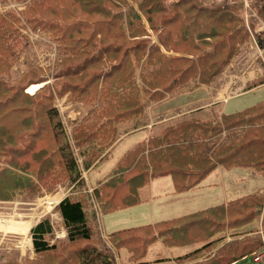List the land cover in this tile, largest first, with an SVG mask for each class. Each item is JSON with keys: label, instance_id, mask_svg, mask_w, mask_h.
<instances>
[{"label": "trees", "instance_id": "trees-1", "mask_svg": "<svg viewBox=\"0 0 264 264\" xmlns=\"http://www.w3.org/2000/svg\"><path fill=\"white\" fill-rule=\"evenodd\" d=\"M12 1L26 3L20 11L0 12V202L32 196L64 179L75 190L55 206L66 232L61 246L49 243L50 222L40 218L30 230L35 259L0 264H116L121 248L130 264H141L156 240L165 247L196 245L177 256L176 264H232L264 249L260 237L237 238L238 229L260 215L264 231V195L259 193L122 228L106 239L94 211V203L101 213L139 204L142 189L154 177L169 176L176 193L198 186L216 167L249 168L264 179V97L216 120L176 118L127 149L91 194L83 190L86 196L70 143L50 107L54 94L66 92L88 104L85 116L71 127L74 144L88 145L82 162L87 170L106 156L118 124L140 117L147 103L177 88L210 84L250 30L264 58V0H246L259 21H250L248 28L241 0ZM258 23L262 29H256ZM22 27L49 32L60 54L51 84L33 93L24 89L45 81L40 69L6 78ZM251 82L248 88L264 89V76ZM87 196L93 201L86 202ZM225 229H235L229 235L234 239L220 235Z\"/></svg>", "mask_w": 264, "mask_h": 264}, {"label": "rangeland", "instance_id": "rangeland-1", "mask_svg": "<svg viewBox=\"0 0 264 264\" xmlns=\"http://www.w3.org/2000/svg\"><path fill=\"white\" fill-rule=\"evenodd\" d=\"M25 3L26 1L15 2L12 0H0V12H4L9 9H16L17 11H20L24 9ZM241 3V16L243 24L248 28L250 21L254 22L256 18H254V15L247 18V15H251L253 12L250 10L247 1L246 5L244 4V0H241ZM133 5L136 6V4ZM16 14L19 15V13ZM254 30L256 31V29ZM50 35L51 34L49 32L40 31L38 29L32 31L29 28L22 27L19 30L18 39L20 40L21 44L17 49L16 61L12 64L10 73L6 77L7 80L12 81L14 79L20 78L27 69L33 68L40 69L42 71L45 81L39 84L28 85L24 89L25 91L33 93L39 88V86H42L45 83L51 84L53 66L56 61H59L60 54L57 51L54 42L50 39ZM253 37V32L250 30L249 39L238 44L236 52L229 61L233 63L234 59L243 57L244 60L246 55H254L253 60L249 62L248 67L244 61L239 64L238 67L244 73L250 70V65L252 64H254L252 65V68H255V66L256 68H259L260 64L263 68L262 62L264 61V58L262 51L257 44V46H255ZM152 38H155V34L152 35ZM227 66L223 69V71L228 69ZM251 83V81L245 82L246 85L243 87L248 88ZM35 86L36 88L34 90L29 91L31 87ZM210 97L211 92L208 86L196 84L188 88L174 89L170 93L166 94L165 98H162L159 101H150L144 107L140 117L118 124V132L116 134L115 140L117 141L124 130H132L135 128L136 130L128 132L123 138L117 141L112 148L108 150L106 156L99 163L88 168L87 170H84L82 167V162L83 158L86 156L85 151L88 150V145L84 144V142H82L80 145L74 144L73 140L71 139V127L74 126V123L79 121L80 116H85L87 110H89L87 106L88 104H85L80 98H71L70 93L66 92L60 95L54 94L52 100H50V107L56 111V115L60 122V127L66 140L70 143L69 149L72 151L71 153L74 157L77 170L80 173L78 180L82 179L84 181L79 185L83 191L84 189L87 190L89 188L88 184L94 186L97 181L103 180L111 171L116 160L126 149H129L144 137L157 133L166 124L175 120L176 118L183 115H191L200 120H216L221 113H231L236 110H241L260 101L264 97V90L263 87L242 90L241 92L230 95L224 101H221L216 105L201 106L202 108L196 107L197 109L194 108V110L190 111L186 110L191 107L199 106L201 103H205V101ZM143 101H145V97ZM96 105V102L91 104L92 107ZM150 105L154 106L150 109L152 112L151 114L153 115L160 112L167 113L165 117L161 118L163 123L161 122L157 124L152 130L150 129V124L154 122V118L148 120L149 118L147 112ZM222 137H225L224 133H222ZM236 169L237 171H244L245 173H235L232 172L236 171L235 169L231 170L224 169L222 167H216L212 172H210L212 174L204 177L198 189L199 191L204 190L208 194H204L205 200H201L196 203L198 205L193 207V209L191 208L190 211L196 210L195 208L201 209L205 208L206 206L218 204L219 202L231 200L232 198H236L246 193L256 192V188H264V179L261 174L256 173L249 168L236 167ZM216 173H226L227 176L225 177L223 184L221 182L219 183ZM167 177L168 176L154 177L151 179L152 184L161 182L160 184L165 189H167L168 193V190L170 189V182ZM63 181L64 182L54 186L40 188L32 196L19 194L9 202H0V262L10 259L19 262L24 259H35L30 230L40 218H48L50 222L52 231L48 238L49 243H58L57 245L61 246L65 242L66 232L59 239L54 237L55 233L65 230L61 223L59 212L55 211V206L63 197L70 193H74L75 188L74 184H71L69 180L64 179ZM164 181L166 185L164 184ZM76 183L77 182H75V185ZM224 187H226V189L223 193L221 189ZM147 188L148 186L142 189L141 196L143 200L140 203L141 205H137L138 208H141L143 219L138 216H136L134 219H129L128 211L130 210L127 209L101 213V232L103 233L102 237L104 239H106V236L112 230L127 228L149 222L151 220L150 211L152 208L155 209L154 211L157 218L156 220L172 218L182 213L189 212V210L187 211L186 209L183 211L178 209V206H176V202L179 199L176 197L178 196H172L169 193L167 196L164 194V200L158 196L157 194H160L159 187H154L153 192L156 194H154L151 198L150 196L147 198L149 193ZM195 191L196 190H194L193 193H198ZM259 194L264 195V191ZM83 195L86 196L87 194L83 191ZM87 201H93V199L89 200V196H87L86 202ZM164 213H166V215H164ZM145 214L148 217L147 219H145ZM159 214H162V217H160ZM261 222L262 217L260 215L256 221L253 220L244 227L238 229V231L236 230L238 232L237 238L239 239L246 236L260 237L261 239V234L264 237V231H262L263 228ZM10 224L19 225L17 226V229L15 227L10 229V227H7ZM25 224H28V227L24 228L23 230L21 227ZM234 230L235 229H225V231L220 235L224 236V239L227 241L230 239L232 240L234 237L231 238L229 235L230 233H233ZM219 244H221V242ZM194 246L196 245L165 247L160 243L159 240H156L148 246L146 254L142 258L141 264H170V259L166 258L182 254L193 249ZM128 256L129 254L124 248L119 249L116 252V264H130L131 262ZM246 262L247 264H264L261 262H252L250 258H247Z\"/></svg>", "mask_w": 264, "mask_h": 264}, {"label": "crops", "instance_id": "crops-1", "mask_svg": "<svg viewBox=\"0 0 264 264\" xmlns=\"http://www.w3.org/2000/svg\"><path fill=\"white\" fill-rule=\"evenodd\" d=\"M203 1H205V2H209V0H203ZM258 27H259V25H258ZM253 56L254 55H246L245 56V59L243 60V57H241V58H238V59H234L233 60V63L232 62H229V64H228V69H226V70H224L220 75H218V77H216V78H214L211 82H210V84H203V85H206V86H208V88L210 89V92H211V97L208 99V100H206L205 101V103H201V104H199V106H195V107H191V108H188V109H186V108H184V109H186V110H188V111H190V110H194V108L195 109H197V108H202L201 106H207V105H216V104H218V103H220L221 101H224L227 97H229L230 95H232V94H236V93H238V92H241L242 90H248V89H252V88H256V87H263V85H257V86H254V87H251V88H244L243 86L244 85H246L245 84V82H248V81H254V80H256V79H258V78H260V77H262V76H264V61L262 62V64H263V68H262V65L260 64V67L259 68H256V66H255V68H252V65H254V64H252V65H250L251 66V68H250V70H248L247 72H242V70L238 67L239 66V64H241V62L242 61H244V63L247 65V67H248V65H249V62L251 61V60H253ZM242 87H243V89H242ZM264 90V89H263ZM165 98V97H164ZM263 99V98H262ZM261 99V100H262ZM252 105V104H251ZM250 106V105H249ZM152 107H154V106H151L150 105V107H149V109L147 110V112H148V120H151V119H153L154 118V122L153 123H151L150 124V129L152 130L153 129V127L154 126H156L157 124H159V123H161L162 121H161V118H163V117H165L166 115H167V113H163V112H160V113H157V114H151L152 112H151V108ZM197 107V108H196ZM248 107V106H247ZM237 111V110H236ZM165 120V119H164ZM163 120V121H164ZM163 123V122H162ZM147 128H148V125H147ZM134 130H136V128L135 129H132V130H124L123 132H122V134L119 136V138L117 139V141H119L121 138H123L128 132H131V131H134ZM147 137V136H146ZM145 138V137H144ZM142 140V139H141ZM116 140L106 149V154H107V152H108V150L110 149V148H112L114 145H115V143L117 142ZM127 150V149H126ZM125 150V151H126ZM124 151V152H125ZM123 152V153H124ZM122 155V154H121ZM120 158V157H119ZM118 158V159H119ZM117 159V160H118ZM116 160V161H117ZM116 163V162H115ZM95 165V164H94ZM94 165H92V166H94ZM91 166V167H92ZM231 170H233V169H235L236 171H232V172H235V173H245L244 171H237V169H236V167L235 168H230ZM219 172H222V171H219ZM110 173V172H109ZM108 173V174H109ZM209 174H212V173H209ZM208 174V175H209ZM217 174V177H218V179H219V183L221 182L222 184L224 183V180H225V177L227 176L226 175V173H216ZM106 178V177H105ZM104 178V179H105ZM168 179H169V182H170V186H169V190H168V193L169 194H171L172 196H178V197H176V198H179L178 200H177V202H176V206H178V209H180V210H184V209H186L187 211L189 210V212H185V213H182V214H180V215H178V216H182V215H185V214H188V213H191V212H194V211H199V210H201V209H204V208H201V209H198V208H195L196 210H193V211H190V209L192 208L193 209V207H196V205H198V204H196V203H198L199 201H201V200H205V197H204V194L206 195V194H208L207 192H205L204 190L203 191H199V186H200V184L198 185V186H196V187H194V188H192V189H190V190H188V191H184V192H181V193H176V192H174V190H173V186H172V181H171V178L168 176L167 177ZM103 179V180H104ZM103 180H101V181H103ZM97 182H99V181H97ZM97 182L95 183V185L97 184ZM158 182H160V181H158ZM161 183V182H160ZM160 183H154V184H152V180L150 181V183L148 184V188H147V190H148V196H147V198H149V196H150V198L151 197H153V195L154 194H156L155 192H153L154 191V187H159V193L160 194H157L158 196H160L163 200L165 199V197H163V195L165 194L166 196L168 195V193H167V189H165ZM201 183V182H200ZM164 184L166 185V183H165V181H164ZM216 184V183H215ZM214 184V185H215ZM94 185V186H95ZM94 186H91V185H89L88 184V187L90 188H93ZM144 189V188H143ZM225 189H226V187H224L223 189H221V191H223V193L225 192ZM194 190H196L195 192H198V193H193L194 192ZM256 192H253V193H246V194H243V195H249V194H255V193H262L263 191H264V188L263 187H260V188H256V190H255ZM200 192V193H199ZM205 192V193H204ZM243 195H240V196H243ZM240 196H238V197H240ZM238 197H236V198H238ZM141 198H142V196H141ZM175 199V198H174ZM173 199V200H174ZM232 199H235V198H232ZM231 199V200H232ZM143 200V199H142ZM142 200H141V202H142ZM227 201H230V200H227ZM227 201H224V202H219L218 204H221V203H226ZM140 202V203H141ZM139 203V204H140ZM138 205V204H137ZM136 205V207L135 206H132V207H128V208H125V209H127V210H130V211H128V216H129V219H134V218H136V216H138V217H140L141 219H143L142 218V212H141V208H138V206ZM141 205V204H140ZM139 205V206H140ZM214 205H217V204H214ZM214 205H211V206H214ZM208 207H210V206H206L205 208H208ZM173 208V207H172ZM124 210V209H123ZM155 209H153L152 208V210L150 211V213H151V220L149 221V220H147V221H149V222H147V223H143V224H148V223H150V224H152V223H154V222H157V221H160V220H166V219H171V218H166V219H160V220H156L157 218H156V216H155V211H154ZM130 212V213H129ZM137 213V214H136ZM164 215H166V213H164ZM159 216L160 217H162V214H159ZM178 216H174V217H178ZM174 217H172V218H174ZM148 217H147V215L145 214V219H147ZM156 220V221H155ZM19 224H10L9 226H7V227H10V229H13L14 227L17 229V226H18ZM139 225H142V224H139ZM136 226H138V225H136ZM28 227V224H25V225H22V229L24 230V228H27ZM130 227H133V226H130ZM128 228V227H127ZM100 229L102 230V224H101V222H100ZM122 229V228H121ZM116 230H119V229H116ZM116 230H112L111 232H113V231H116ZM110 232V233H111ZM161 243V242H160ZM162 244V243H161ZM164 246V245H163ZM194 248V247H193ZM187 252V251H186ZM185 253V252H184ZM183 254V253H182ZM182 254H179V255H182ZM179 255H175V256H170L169 258H166V259H170V264H176L175 263V258L177 257V256H179ZM260 263V262H259Z\"/></svg>", "mask_w": 264, "mask_h": 264}, {"label": "built area", "instance_id": "built-area-1", "mask_svg": "<svg viewBox=\"0 0 264 264\" xmlns=\"http://www.w3.org/2000/svg\"><path fill=\"white\" fill-rule=\"evenodd\" d=\"M244 4L246 5V0H244ZM246 15H247V14H246ZM253 15H254V14L251 13V15H247V18H248V17H252ZM259 25H260V26H259V27L257 26L256 29H262V28H263V24H262V23L259 24ZM255 46H257L256 43H255ZM91 192H92V188H88V189L86 190V193H91ZM93 203H94V202H93ZM94 211H95V216H96V222L98 223L99 228H100L101 212H100V210L98 209V206H97L95 203H94ZM63 231H64V232H63ZM63 231H60V232L55 233L54 237L57 238V239L61 238V237L65 234V230H63ZM102 236H103V235H102ZM261 239H262V242H263V244H264V237L262 236V234H261ZM246 259H247V258H245V259H243V260H240V261H238V262H234V263H232V264H247ZM250 259L252 260V262H255V263H259V262L264 263V249L261 250V251H259V252L256 253V254H254Z\"/></svg>", "mask_w": 264, "mask_h": 264}, {"label": "bare ground", "instance_id": "bare-ground-1", "mask_svg": "<svg viewBox=\"0 0 264 264\" xmlns=\"http://www.w3.org/2000/svg\"><path fill=\"white\" fill-rule=\"evenodd\" d=\"M40 87V86H39ZM36 88V86L35 87H31L30 89H29V91H31V90H34Z\"/></svg>", "mask_w": 264, "mask_h": 264}, {"label": "water", "instance_id": "water-1", "mask_svg": "<svg viewBox=\"0 0 264 264\" xmlns=\"http://www.w3.org/2000/svg\"><path fill=\"white\" fill-rule=\"evenodd\" d=\"M42 85V84H41Z\"/></svg>", "mask_w": 264, "mask_h": 264}]
</instances>
